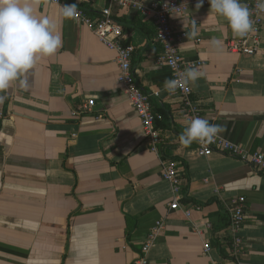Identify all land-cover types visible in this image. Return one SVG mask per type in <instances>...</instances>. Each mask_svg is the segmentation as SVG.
<instances>
[{
	"label": "crops",
	"instance_id": "0c3cea01",
	"mask_svg": "<svg viewBox=\"0 0 264 264\" xmlns=\"http://www.w3.org/2000/svg\"><path fill=\"white\" fill-rule=\"evenodd\" d=\"M62 1L77 2L91 18L107 7L105 0ZM31 4L54 21L62 46L30 70L27 88L13 84L0 104V264H131L157 220L164 230L149 264H264V175L226 155L199 156L196 142L180 144L189 123L180 99L164 87L169 69L154 64L161 51L152 25L134 10L111 8L114 21L126 27L123 44L135 48L134 80L164 117L156 152L117 83L115 52L83 23L64 18L61 5ZM190 17L198 31L181 52L202 63L190 86L202 118L221 125L219 136L250 155H264V21L259 52L245 56L227 52L235 36L211 8L172 22L178 29ZM89 100L92 108L83 110ZM169 160L184 172L178 210L169 209L170 186L162 178ZM238 196L246 199V218L234 261L218 249L227 240L230 201Z\"/></svg>",
	"mask_w": 264,
	"mask_h": 264
},
{
	"label": "built area",
	"instance_id": "2783aa9c",
	"mask_svg": "<svg viewBox=\"0 0 264 264\" xmlns=\"http://www.w3.org/2000/svg\"><path fill=\"white\" fill-rule=\"evenodd\" d=\"M54 4L64 6L62 0H46ZM89 2L91 0H84ZM107 7L100 13L91 18L82 9L78 8V15L71 18L86 25L96 37V39L107 49L116 54V64L118 66L117 83L120 86L122 94L125 96L128 105L136 112L141 130L146 136L150 150L156 152L157 147L162 144L163 140L155 126L158 115L153 112L150 96L145 94L134 80L131 71V58L135 48L132 45L123 44L124 30L111 16V8L114 6L119 10H134L138 17L152 25L154 29L155 41L160 48V54L156 57L154 64L165 66L169 69L171 79L178 78L186 67L200 69L201 61H187L184 59L181 47L188 39L192 32L197 33L198 28L196 21L190 17L183 27L176 28L172 22L173 16L183 17L189 15L190 11L210 8L208 0H169L165 2L142 3L138 0H105ZM248 4L253 10L252 19L254 20V31L247 37H234L226 43V50L230 54L253 56L260 50L261 45V29L264 21V11L256 9L257 0H242ZM197 4L202 6L197 7ZM195 24H193V22ZM193 36V35H192ZM195 43H200V39L196 38ZM176 59V65L173 67L169 60ZM174 94L181 101V111L184 113L188 123L194 117H201L200 107L193 101L191 90L185 91L177 89ZM91 100L86 102L83 110L92 108ZM76 115V113H73ZM0 113V119L2 118ZM197 153L199 156L207 157L213 153L226 155L248 163L257 173L264 175V155L260 152L249 154L247 150L240 144L233 143L219 136L214 142L209 144L197 143ZM184 172L178 168L177 164L171 160L167 161L162 172V178L169 184L172 195V201L169 204L170 210L180 209L178 205L182 177ZM187 216L188 211H184ZM246 218V199L238 196L230 201L229 222L227 229V239L229 240V256L232 260L237 261L242 251L243 239L241 232L243 223ZM164 230V222L155 221L150 227L148 233L144 237L140 252L131 264H149L148 254L157 238L161 236ZM210 250L208 244L203 245L205 254Z\"/></svg>",
	"mask_w": 264,
	"mask_h": 264
},
{
	"label": "clouds",
	"instance_id": "9594fccd",
	"mask_svg": "<svg viewBox=\"0 0 264 264\" xmlns=\"http://www.w3.org/2000/svg\"><path fill=\"white\" fill-rule=\"evenodd\" d=\"M210 8L227 21L233 35L247 37L254 29L253 10L242 0H208ZM202 4H197V7ZM78 3L61 6V15L71 19L78 15ZM256 9L264 11V0H257ZM195 24L194 21H192ZM195 36L196 32L193 31ZM219 46V41H213ZM62 46V37L57 26L48 16H38L31 0H0V104L13 84L27 88V74L43 58L54 56ZM169 63L175 67L176 59ZM201 73L186 67L178 78L168 79L164 87L174 93L177 89L189 90ZM223 131L221 125L212 124L206 118L194 117L178 140L184 147L194 142L209 144Z\"/></svg>",
	"mask_w": 264,
	"mask_h": 264
},
{
	"label": "trees",
	"instance_id": "16d2710c",
	"mask_svg": "<svg viewBox=\"0 0 264 264\" xmlns=\"http://www.w3.org/2000/svg\"><path fill=\"white\" fill-rule=\"evenodd\" d=\"M85 12V11H84ZM123 30L126 29V27H122ZM164 122V117H161L159 120L156 121L155 126H159L160 123ZM219 254H221L222 257H226L228 259H231L229 256V240L227 239L224 244H219Z\"/></svg>",
	"mask_w": 264,
	"mask_h": 264
}]
</instances>
